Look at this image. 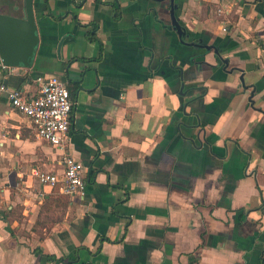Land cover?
<instances>
[{
  "label": "crops",
  "instance_id": "crops-1",
  "mask_svg": "<svg viewBox=\"0 0 264 264\" xmlns=\"http://www.w3.org/2000/svg\"><path fill=\"white\" fill-rule=\"evenodd\" d=\"M33 14L31 65L0 61V83L32 94L58 76L74 104L58 149L0 98V264H264V0H33ZM64 155L85 167L83 199L34 176H61Z\"/></svg>",
  "mask_w": 264,
  "mask_h": 264
},
{
  "label": "built area",
  "instance_id": "built-area-1",
  "mask_svg": "<svg viewBox=\"0 0 264 264\" xmlns=\"http://www.w3.org/2000/svg\"><path fill=\"white\" fill-rule=\"evenodd\" d=\"M36 81L39 88L32 94L0 83V98L7 99L14 110L32 123L39 140L62 149L68 138L74 104L68 83L58 76L37 77ZM60 163L63 167L61 176L36 171V180L43 186L57 187L66 197L83 199L87 189L84 165L68 155H64Z\"/></svg>",
  "mask_w": 264,
  "mask_h": 264
},
{
  "label": "water",
  "instance_id": "water-1",
  "mask_svg": "<svg viewBox=\"0 0 264 264\" xmlns=\"http://www.w3.org/2000/svg\"><path fill=\"white\" fill-rule=\"evenodd\" d=\"M20 15L0 12V61L5 67L29 68L37 45L33 0H21ZM178 35L183 31L172 14Z\"/></svg>",
  "mask_w": 264,
  "mask_h": 264
},
{
  "label": "trees",
  "instance_id": "trees-1",
  "mask_svg": "<svg viewBox=\"0 0 264 264\" xmlns=\"http://www.w3.org/2000/svg\"><path fill=\"white\" fill-rule=\"evenodd\" d=\"M112 6H113L114 11H115V16L118 17L120 15V7H119L118 2L114 1L112 3ZM94 32H95V28L92 25V31H90L89 34H88V39L89 40H95V33ZM68 90H69V87H68ZM69 92H70V90H69ZM70 96H71V94H70ZM87 183H88V181H87ZM47 260L51 261V260H53V258L52 257H47Z\"/></svg>",
  "mask_w": 264,
  "mask_h": 264
}]
</instances>
